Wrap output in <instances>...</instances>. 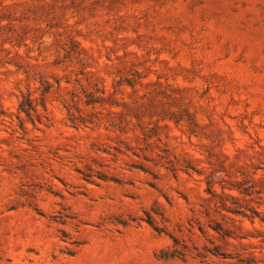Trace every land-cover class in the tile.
<instances>
[{
    "label": "rangeland",
    "instance_id": "1",
    "mask_svg": "<svg viewBox=\"0 0 264 264\" xmlns=\"http://www.w3.org/2000/svg\"><path fill=\"white\" fill-rule=\"evenodd\" d=\"M0 264H264V0H0Z\"/></svg>",
    "mask_w": 264,
    "mask_h": 264
}]
</instances>
